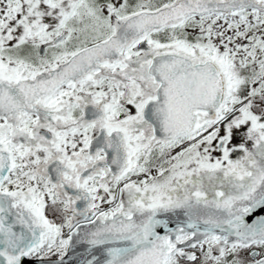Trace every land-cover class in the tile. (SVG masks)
I'll return each instance as SVG.
<instances>
[{
	"label": "snow or ice",
	"instance_id": "6c2138e0",
	"mask_svg": "<svg viewBox=\"0 0 264 264\" xmlns=\"http://www.w3.org/2000/svg\"><path fill=\"white\" fill-rule=\"evenodd\" d=\"M0 264H264V0H0Z\"/></svg>",
	"mask_w": 264,
	"mask_h": 264
}]
</instances>
